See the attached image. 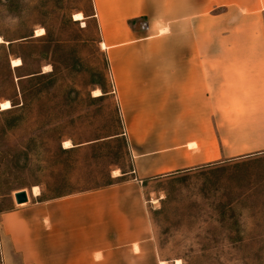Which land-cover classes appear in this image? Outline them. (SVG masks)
Listing matches in <instances>:
<instances>
[{"label": "rangeland", "instance_id": "rangeland-1", "mask_svg": "<svg viewBox=\"0 0 264 264\" xmlns=\"http://www.w3.org/2000/svg\"><path fill=\"white\" fill-rule=\"evenodd\" d=\"M91 10V0H0V264H65L72 229L92 219L100 242L114 231L108 251L101 245L109 259L94 256L101 264H264V149L252 146L264 143V133L223 123L250 117L222 109L226 115L212 117L222 122L212 124L200 148L223 155L136 181L116 74L123 57L109 55L106 21L102 33L97 20L86 19ZM78 13L83 21L74 20ZM231 16L227 28L243 29L244 42L264 29V12ZM169 23L143 18L128 27L150 36L152 25L164 38ZM147 47L131 59L169 58ZM6 101L12 108L1 111ZM189 147L201 152L196 143ZM22 191L29 201L18 205Z\"/></svg>", "mask_w": 264, "mask_h": 264}, {"label": "crops", "instance_id": "crops-1", "mask_svg": "<svg viewBox=\"0 0 264 264\" xmlns=\"http://www.w3.org/2000/svg\"><path fill=\"white\" fill-rule=\"evenodd\" d=\"M91 3L92 10L86 19L97 20L102 33L100 20L106 21L107 52L116 59L121 54L123 57L122 71L116 66V74L134 167L131 175L136 181L192 169L212 161L207 157L218 154L215 158L218 159L223 155L221 150L211 155L202 149L207 146L212 124L222 122L212 117L226 115L222 109L233 110L234 116L250 117L223 123L241 122L264 133V29H258L251 42H244L243 29L226 25L228 14L236 20L254 19L264 12V0H91ZM143 18L150 22L170 21L166 29L169 33L164 34L169 41L166 37L159 38L162 36L159 32L152 33V25L150 36L128 27V21ZM180 21L184 26L181 29ZM212 21L213 26L218 23L219 27L212 28ZM145 42L148 51H164L169 58L131 59ZM191 143H196L198 149L202 147L201 152L193 153ZM252 146L264 149V143ZM179 156L184 160L177 161ZM169 158L172 163L166 162ZM146 171L151 173L143 175ZM121 208L130 210L128 205ZM95 220L87 221L88 226L72 229L74 234L67 242L74 243V250L61 252L65 264H82L84 260L91 261L86 264H101L109 259L106 250L114 231L110 227L107 240L100 242L94 230ZM45 221L42 220L43 224ZM86 229L88 232H84ZM37 233V237L43 234L38 230ZM86 244L88 251H83ZM102 244H106V250ZM95 255H100L101 261L96 262ZM132 256L141 258L144 253L133 252Z\"/></svg>", "mask_w": 264, "mask_h": 264}, {"label": "bare ground", "instance_id": "bare-ground-1", "mask_svg": "<svg viewBox=\"0 0 264 264\" xmlns=\"http://www.w3.org/2000/svg\"><path fill=\"white\" fill-rule=\"evenodd\" d=\"M74 20L75 21H83L84 20V16H83V14L82 13H78V14H75L74 15ZM45 32V30L44 29H42V30H37L36 31V36H39V35H42L43 33ZM104 46V45H103ZM13 63V66H15V67H17V66H21L22 65V61H21V59H17V60H15V61H13L12 62ZM102 95V93H101V91L99 90L98 92H95L94 93V97H98V96H101ZM12 107H11V103H10V101H6V102H4V103H2L1 104V111H6V110H9V109H11ZM67 142V141H66ZM72 145H70V143H65V145H64V148H70ZM117 172V171H116ZM115 176H119V174H117V175H115ZM34 193H35V195L36 196H39L40 195V193H39V191H38V189L37 188H35L34 189ZM162 264H165V263H162ZM178 264H180L179 262H178Z\"/></svg>", "mask_w": 264, "mask_h": 264}, {"label": "water", "instance_id": "water-1", "mask_svg": "<svg viewBox=\"0 0 264 264\" xmlns=\"http://www.w3.org/2000/svg\"><path fill=\"white\" fill-rule=\"evenodd\" d=\"M15 201L18 205L27 203L29 201L28 194L25 191L17 192L15 194Z\"/></svg>", "mask_w": 264, "mask_h": 264}]
</instances>
